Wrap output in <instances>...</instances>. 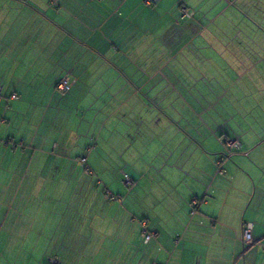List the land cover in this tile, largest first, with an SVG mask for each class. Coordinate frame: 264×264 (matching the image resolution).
<instances>
[{"label":"crops","instance_id":"0c3cea01","mask_svg":"<svg viewBox=\"0 0 264 264\" xmlns=\"http://www.w3.org/2000/svg\"><path fill=\"white\" fill-rule=\"evenodd\" d=\"M49 258L264 264V0H0V264Z\"/></svg>","mask_w":264,"mask_h":264},{"label":"built area","instance_id":"2783aa9c","mask_svg":"<svg viewBox=\"0 0 264 264\" xmlns=\"http://www.w3.org/2000/svg\"><path fill=\"white\" fill-rule=\"evenodd\" d=\"M159 0H142V3L146 6H155L157 5ZM181 15L185 17H190V14L185 10H181ZM70 88L69 81L66 79H62L57 84V89L61 92H67ZM15 96H12L11 99H15ZM226 147L228 149V152L231 153L232 151H238L241 148L240 141L235 139H228L226 141ZM218 173L221 175H225V171L222 168H218ZM123 184L126 187L132 186L133 182L132 180L125 174H123ZM111 201H118L119 199L116 197L111 196ZM200 200L193 198L190 203V214L194 215L197 212L198 206L200 204ZM153 234L150 232H143V238L145 242H148L152 238ZM241 242L242 245L245 247L256 245L257 242H255L251 235V224L243 222L241 227ZM46 264H61L54 258H49L46 260Z\"/></svg>","mask_w":264,"mask_h":264},{"label":"rangeland","instance_id":"374dc122","mask_svg":"<svg viewBox=\"0 0 264 264\" xmlns=\"http://www.w3.org/2000/svg\"><path fill=\"white\" fill-rule=\"evenodd\" d=\"M130 178V177H129ZM131 179V178H130Z\"/></svg>","mask_w":264,"mask_h":264}]
</instances>
